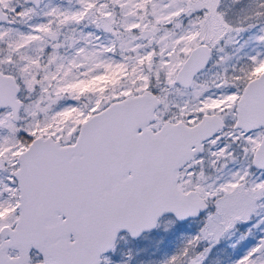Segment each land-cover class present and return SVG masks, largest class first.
<instances>
[{"label":"snow or ice","instance_id":"1","mask_svg":"<svg viewBox=\"0 0 264 264\" xmlns=\"http://www.w3.org/2000/svg\"><path fill=\"white\" fill-rule=\"evenodd\" d=\"M0 264H264V0H0Z\"/></svg>","mask_w":264,"mask_h":264}]
</instances>
